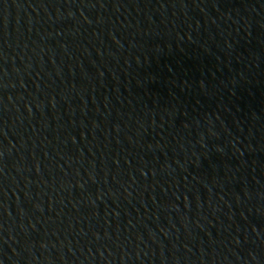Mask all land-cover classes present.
Returning a JSON list of instances; mask_svg holds the SVG:
<instances>
[{"label":"water","instance_id":"obj_1","mask_svg":"<svg viewBox=\"0 0 264 264\" xmlns=\"http://www.w3.org/2000/svg\"><path fill=\"white\" fill-rule=\"evenodd\" d=\"M0 264H264V0H0Z\"/></svg>","mask_w":264,"mask_h":264}]
</instances>
